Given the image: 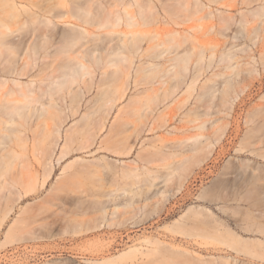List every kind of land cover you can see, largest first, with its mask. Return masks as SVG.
<instances>
[{
	"label": "rangeland",
	"instance_id": "rangeland-1",
	"mask_svg": "<svg viewBox=\"0 0 264 264\" xmlns=\"http://www.w3.org/2000/svg\"><path fill=\"white\" fill-rule=\"evenodd\" d=\"M5 1L0 0V26L4 23L9 26L8 22H10L12 24L9 29L11 27L16 29L15 25L28 26L24 23L28 14L22 10L21 3L31 10L38 11L37 4L45 2V0H31L33 3L30 0H16L23 14V16L21 14L23 19L19 17L17 21L11 16L10 7L5 8ZM57 1L54 0L53 3ZM125 1L132 2L134 5L129 6L128 2L122 9L131 10L130 12L136 15L134 17L136 19L128 22L132 14L129 13L131 15L127 18L126 12H123L120 27L119 25L109 26L100 30L96 27L95 31L104 36L112 32L111 28L115 30L111 34L118 35L113 36L116 39H113L111 34L105 36L106 41L108 38L111 43H118L121 37L131 38L135 35L132 38L135 37L144 47L155 45L150 43L153 40H151V34L157 35V39L154 38L153 42L157 41L156 44L158 45L159 42L161 46L156 48L157 45H155L153 48L161 49L160 51L163 48L167 50L161 53L157 51L158 55L155 54L156 49L155 53L145 54L144 66L147 65L149 72L154 71L146 76H144L145 71H141L143 74L135 72L140 62L138 60L128 82H126V76L122 74L117 73L115 76L111 72L113 76L109 73L108 77L105 75L101 77L97 71L94 80H91L90 75H86L78 79L71 87L55 90L53 88L56 85L53 84L54 87L48 82L47 75L50 70L47 68L48 72L46 71V66L41 63L42 60L36 59L38 56H35V59L34 56L31 57V63L30 57L28 58L34 70L23 69L28 65L25 57L16 63L17 69H15V62L11 61V63L10 59L7 60L9 52L0 46L3 55H0V78L4 82L9 80L7 87L0 79V83L3 82L6 87H1V92L9 91L8 88H15L14 91H17L18 85L20 89L21 86L23 88L28 85L35 92L32 95L36 96L40 93L41 88L38 85L41 83V87L45 86L46 89L50 87L51 91L55 90L53 93L49 91L50 88L49 92L43 90L48 94L44 92L42 98L38 96V101L37 97L36 101L33 100V96V103L30 102L32 104L29 105L31 110L28 105L21 102L27 97L24 98L23 93L18 95L20 89L15 92L16 95L14 94L16 97L19 96V99L22 98L21 101L16 98L19 103H15V99V102L10 103L13 97L10 98L11 91L9 94L5 93L10 99V101L8 99L9 102L6 100L7 102L3 103V100L7 98L2 99L0 96L2 100L0 106L9 104L3 105L6 107L3 110H7L8 107L11 109L14 103L23 105L22 108L13 106L22 110L17 109L19 114L13 109L12 114L15 119L11 118L12 115L11 113L9 115L8 110L4 112L8 113L3 115H7L6 118L10 117L7 118L9 122L0 112L2 117L0 124L6 119L0 125V136L6 137V134L8 136L4 138L6 142L3 137H0L1 141L3 140L0 143L2 145H0V153H3V155L0 154L2 159L0 161L4 160L0 162V170H2L0 171V264H167L168 262L170 264H227V262L229 264H264V246L260 245L264 243V230L261 233L264 229V216H262L264 215V12L262 8L259 10L264 6V0H255L249 4L241 1L242 5L238 4L237 8L231 6L232 9L229 8V1L228 4H224L223 0L216 2L200 0L204 1L203 4L206 7L209 6L206 9L203 7V10L197 9L203 5L201 2L198 3L197 8H194L198 5L194 2L197 0H190L191 3L185 2L187 5L189 3V7L184 3L188 8L182 5L183 0H178L182 2L180 4L182 7L176 0H172L175 1L174 6L178 4L175 8L170 0L166 2L162 0L166 5L169 3L168 8L171 13L174 10L175 15L174 13L169 15L170 10L161 0L160 2L151 0L153 2L150 3L152 5L148 4L149 7L144 4L146 0L142 1L143 5L150 10L153 7L156 9L153 8V11L149 12L147 7L146 9L144 7L140 9V11L143 10L141 15L134 0ZM149 1L147 0V3ZM4 9L7 10L5 12L9 13L11 19L3 12ZM226 10L236 15L234 17L236 21L233 22L236 25L234 27L231 24L232 30L226 28L227 32H224L220 29L223 26L216 18L224 17L223 13ZM257 11L263 15L258 14ZM152 12L155 14L153 15ZM144 13H148L149 21L145 20V15L142 17ZM154 16L158 19L155 20ZM16 21L17 24H15ZM57 23L59 29H68L63 21L57 19ZM6 25H4V31L9 30ZM106 30L108 31L105 32ZM135 32L141 35L137 33L139 35L137 36ZM155 35L153 37H156ZM189 35H192L190 36L192 38L188 37L189 42L186 40L188 43L185 42L183 45L184 39ZM15 36H13L15 39L19 38L18 34ZM170 36H174L172 39L175 40L171 41ZM176 39L178 42L182 41V45L179 44L181 47L176 45ZM192 39L199 44L195 46ZM162 41L166 45L163 44V46ZM192 44L196 49L198 48L197 54H204L202 60L201 56L198 59L199 62H196L198 55H193V51H190ZM167 46L169 47L166 48ZM184 48L189 50V53L192 52L188 55L189 62L187 61L190 69L186 71L185 79L181 74L186 72H181L182 78L179 82V78H175L177 72L174 73L178 68V65H176L177 68L175 67L177 60L173 61L174 64L172 61L170 63V60L181 50L182 53H179L183 54ZM200 48L202 50L199 51ZM162 53H164L163 57L160 55ZM156 55L161 59L156 58ZM33 59L38 61L34 63ZM149 61L153 62L152 65L155 62L158 65L159 62H163L161 68L166 64L163 68L165 70L159 69L160 65L157 68L156 65L149 66ZM179 62V67H182L184 62L180 60ZM127 64L123 63L120 66L125 67ZM171 64L176 69L170 66ZM23 65L26 66L23 67ZM172 68L175 69L174 72L170 71L173 70ZM113 69L115 66L109 71ZM178 70L183 69L178 68ZM38 71L41 73L44 71L46 74L39 73L38 78H32ZM23 72H26L25 75L22 74ZM195 74L198 79L192 80ZM118 75L120 78L117 77ZM121 77L124 80L122 88ZM16 80L18 83L20 80L22 84H27H16ZM34 81L35 87L31 88V83ZM172 83H175L174 86L179 83L178 92L177 89L175 91L176 87L173 88ZM47 84L49 85L46 87ZM117 86L120 88L116 89ZM170 87L174 89V92L172 91V95L169 93V97L168 95L164 97L163 93L166 91L165 93L168 94ZM32 90L28 91L32 92ZM105 90L108 91L107 95ZM115 91L120 94H115ZM4 92L1 95H4ZM103 94L102 98L100 95ZM105 96H107L106 99H104ZM109 96H112L111 99L116 98L115 102H117L110 101ZM101 98L104 100L101 101ZM107 98L108 103H106ZM54 101L56 104L53 103ZM100 101L103 106L99 103ZM95 104H100L97 106H102V109L97 110L98 107ZM41 106L48 108L44 109L42 115ZM106 108L108 111L105 110ZM103 110L108 115H104ZM88 113L91 116L89 118ZM10 119L20 123L18 122L16 126ZM101 125L102 129H100ZM59 127L60 140L56 144V135L49 137L47 134L48 129L55 130ZM1 128L9 129V132L7 130H5L7 133L2 132ZM13 129L17 130L15 133L18 132V136L11 132L15 131ZM20 131L25 137H22ZM14 137L25 138L24 140L30 142L22 141L19 146L15 141L20 139L16 140ZM46 138L47 140L49 138V142L44 140ZM24 143L26 145L28 143L29 153H26L28 149ZM5 148L6 152L8 149L7 153L4 151ZM15 148L20 155L12 154ZM62 149L66 155L59 159ZM9 151L12 152L9 153ZM8 154L13 157L11 158ZM14 156H17L16 163L13 161ZM10 158L13 163L9 164ZM214 228L221 229V232L216 231L217 233L225 230L224 235L216 234ZM226 231L228 235H230L229 232H234V237H237L238 239H235L238 241L230 242V245L228 241H232L233 236L230 235L231 237L227 239ZM149 238H153L154 241L158 238L162 244L164 242L165 247L160 246L161 241L159 244L147 242ZM240 240L248 242L251 246L249 249L252 247L257 249H251L252 252H256V254L251 252L255 257L249 256L250 252H246L247 248L246 253L240 251L243 249ZM258 244L261 249L263 248V251L261 250L263 253H260L263 258L260 254V258L258 256L260 249ZM131 248H137V250L120 256L122 252ZM150 248H154L155 252L148 251ZM190 257L193 259L191 260Z\"/></svg>",
	"mask_w": 264,
	"mask_h": 264
},
{
	"label": "bare ground",
	"instance_id": "bare-ground-1",
	"mask_svg": "<svg viewBox=\"0 0 264 264\" xmlns=\"http://www.w3.org/2000/svg\"><path fill=\"white\" fill-rule=\"evenodd\" d=\"M54 1V0H53ZM53 1L51 2V0H45V2L43 1V3H39V4H37V7H38V11H36V10H31V8H28V7H26V6H24L25 4H23V3H21L22 5H21V7H22V10H25V12H26V14H28V17L25 19V22L24 23H27L28 24V26L27 27H25L24 26V24H22L23 22H21V24L22 25H20V26H18V25H15V27H16V29H12L13 27H11V29H9V27H10V24H12V23H10V22H8L9 24V26H7L5 23H4V25H6V28L7 29H9L8 31H4V29H5V26L3 27L2 25L0 26V28H2L1 29V31H0V46H3L4 48H5V50H7V52H9V54H8V59L7 60H9L10 62L12 61V62H15V65H14V63H13V65H14V67L16 66V63H19V61H22L21 59L23 58V57H25V58H27L26 59V63H28V65L26 66V65H23V67H25V68H23L24 70L25 69H27V71H31V70H34V67H32L31 65H30V63L32 62V59H31V57H33L34 56V59H35V56H38V57H36V59H40V60H42V65H44V66H46L45 68L47 69H49L50 71H49V74L47 75L48 76V78H49V84H51L52 86H54L53 84H55L56 85V87L55 88H53V89H55V90H57L56 88H61V89H64V88H66V87H71V86H73V84L78 80V79H80V78H84V77H86V75L88 76V75H90L91 76V80H94V76H95V74H96V72L98 73V74H101V77L102 76H109V73H110V75H112L113 73V75H115L116 76V74L117 73H119V75L120 74H122V75H124V76H126V82H128L130 79V77H131V75H132V70L134 69V68H136V67H134V66H136V63H137V61L139 60L140 62L137 64V68H136V70H135V72H137L138 74L139 73H141V71L142 72H144L145 71V75L144 76H146V75H148V73H153V72H149L148 70L149 69H147V65L146 66H144L145 65V62H144V56H145V54L148 52H154L155 51V49L156 48H159L161 45L159 44V42H158V45L156 44L157 43V41H155V42H153L155 39L154 38H156L157 39V35H155L156 37H153L154 35H153V33L151 34L152 35V37H151V42L150 43H155V45H157L156 46V48H153V47H155V45L153 44V45H151V46H147V47H144L143 46V44L141 43V42H139V41H137L136 39H135V37H134V39L132 38L133 36H135V35H133L131 38H123V37H121L120 38V41L118 42V43H111V40H108V38H107V41H106V39H105V36H108L109 34H111L112 32H114L115 30H112V28L109 30V32H111V33H108V35H104V36H102V34L101 33H96V31H95V28L97 27V29H102V28H105V27H109V26H117V25H119V27H120V23H121V21H122V18H123V16H124V14H123V12L125 13V15H126V17L128 18V15L130 16L131 14H132V16H130L131 17V19H128V22H131L133 19H136V18H134L136 15H133V13H131L130 11H129V9H126L125 7V9L123 10L122 9V7L125 5V4H127L128 2L127 1H125V0H58L57 2H54L53 3ZM131 1V0H130ZM135 1V3H137L136 5L138 6L137 7V9H139L138 10V12L140 13V15H141V11H143V10H141L140 11V9H144V7H145V9H146V7L147 6H145V5H148V4H150V3H152L153 1H149V3H147V0L145 1V5H143V2L142 1H144V0H134ZM167 1H169V0H167ZM178 3H179V5L182 3V5L184 6V8H186L187 6L189 7V3H191L190 2V0L188 1V0H183L182 2H179V1H181V0H176ZM199 1V2H198ZM202 1V0H201ZM200 0H197V1H194L195 3L197 2V4L198 3H200L201 2ZM211 2H216L217 0H210ZM226 1V2H225ZM223 0L222 2H224V4H228L229 2V8L230 9H232L231 8V6L232 7H236L238 4H240L241 3V1L244 3H252L253 1H255V0H249L250 2H248L247 0ZM229 1V2H228ZM238 1H239V3H238ZM257 1V0H256ZM4 2V1H3ZM29 2V1H28ZM30 2H31V0H30ZM35 2V1H34ZM158 2H160V0L158 1ZM161 2L162 3H164V1H162L161 0ZM165 2H166V0H165ZM170 2H172V6L175 8L177 5H175L174 6V2L175 1H172V0H170ZM176 2V3H177ZM185 2H189L188 3V5L185 3ZM193 2V3H194ZM204 2V1H203ZM203 2H201L202 4H203ZM31 3H33V1L31 2ZM175 3V4H176ZM187 5H185V4ZM244 3V4H245ZM129 6H133L134 4L132 3V2H129ZM133 4V5H132ZM169 4V3H168ZM166 5L165 3H164V5H166L167 6V8L169 7V5ZM196 4V5H197ZM208 3H206V5H207ZM223 4V3H222ZM223 4V5H224ZM150 5H152V4H150ZM150 5H148V7L150 6ZM162 6H163V4H161ZM196 5H194V6H196ZM240 5H242V4H240ZM7 6V7H6ZM128 6V5H127ZM181 6V5H180ZM186 6V7H185ZM191 6H192V4H191ZM190 6V7H191ZM199 6V4L196 6V7H194V8H197ZM225 7H226V5H224ZM10 7V13H11V16L14 18V19H16L17 21H18V18L19 17H21V19H23V14L21 13V11H20V6H19V4H18V2L16 1V0H6L5 1V8H9ZM140 7V8H139ZM147 7V11H149V12H151V10L153 11V8L150 10L149 8ZM155 7H157V6H155ZM171 7V6H170ZM182 7V6H181ZM187 7V8H188ZM202 7V8H201ZM199 6L197 9H204L203 7H205V9L206 8H208L209 6H205V4H203L202 6ZM238 7H239V5H238ZM36 8V7H35ZM129 8V7H128ZM134 8V7H133ZM237 8V7H236ZM261 8H262V10H263V12H264V6H262V7H260L259 8V10H261ZM29 9H30V11H29ZM149 9V10H148ZM156 8H154V10H155ZM158 9V8H157ZM169 9V8H168ZM172 9V8H171ZM177 9H179V8H177ZM181 9V8H180ZM179 9V10H180ZM183 9V8H182ZM197 9H195V10H197ZM159 10V9H158ZM164 10V9H163ZM170 10V9H169ZM173 10V9H172ZM176 10V9H175ZM211 10V9H210ZM209 10V11H210ZM5 11H7L6 9H4L3 10V12H5ZM28 11V12H27ZM129 11V12H128ZM164 11H166V10H164ZM212 11V10H211ZM24 12V13H25ZM148 12V13H149ZM173 13H174V10L172 11ZM178 12V11H177ZM198 12V11H197ZM214 12V11H213ZM221 12H224V11H221ZM221 12H220V14H221ZM6 13V12H5ZM129 13H131V14H129ZM148 13H144L143 15H142V17L145 15L146 16V19L145 20H150V19H148V17H147V15H148ZM153 13V12H152ZM151 13V14H152ZM173 13H171V10H170V13H169V15L170 14H173ZM229 13V14H228ZM257 13L258 14H261V15H263L262 13H260V11H257ZM7 14V13H6ZM9 14V13H8ZM7 14V15H8ZM21 14H22V16H21ZM151 14H149L150 16H151ZM155 13H153V15H154ZM160 14V13H159ZM212 14V16H215V15H213V13H211ZM225 16L223 17H221L220 19H219V17L218 18H216L220 23H221V25L225 28V29H222L223 27L219 24V26L220 27H222V28H220L221 30H224V32L229 28H231L230 30H232V27L234 26V25H236V24H234L235 22L234 21H236V18H234V17H236V15L233 13V12H231V11H225L224 13H223ZM222 14V15H223ZM234 14V15H233ZM7 15H5V16H7ZM157 15H158V13H157ZM173 15H175V13L173 14ZM191 15V14H190ZM10 15H8V18L9 19H11V17H9ZM129 17V18H130ZM152 17V16H151ZM155 17L156 16H154V19H155ZM170 17V16H169ZM174 17V16H173ZM203 17V16H202ZM201 17V18H202ZM207 17H211V16H208L207 15ZM217 17V16H216ZM1 18H2V16H1ZM125 18V17H124ZM163 18V17H162ZM204 18V17H203ZM206 18V17H205ZM213 20L215 19V18H213V17H211ZM57 19H59V20H61V21H63L67 26H68V29H65V27H64V29L65 30H63L62 28V30L61 29H59V27H58V23H57ZM152 19V18H151ZM158 18H156L155 20H157ZM160 19V18H159ZM211 19V20H212ZM3 20V19H2ZM130 20V21H129ZM153 20V19H152ZM210 20V19H209ZM212 20V21H213ZM4 21V20H3ZM17 21H16V23L15 24H17ZM147 21V22H148ZM160 21V20H159ZM232 21V22H231ZM6 23H7V21H5ZM20 22V21H19ZM151 22V21H150ZM157 22V21H156ZM231 22V23H230ZM234 22V23H233ZM168 23V22H167ZM19 24V23H18ZM26 24V25H27ZM65 24H63V25H65ZM216 24V23H215ZM233 26H232V25ZM65 25V26H66ZM66 26V27H67ZM193 27H194V25H192ZM192 26H191V28H192ZM235 27V26H234ZM227 28V29H226ZM115 29V28H114ZM116 30H117V27H116ZM108 30H106L105 32H107ZM122 31V30H121ZM170 31V30H169ZM123 32H125V31H123ZM148 32V31H147ZM150 32H152V31H150ZM227 32V31H226ZM116 33V32H115ZM114 33V34H115ZM127 33V32H126ZM136 33V32H135ZM134 33V34H135ZM138 33V32H137ZM136 33V34H137ZM144 33V32H143ZM14 34V35H13ZM16 34H18L19 35V38L17 39H15V35ZM118 34V33H117ZM128 34V33H127ZM126 34V35H127ZM139 34V33H138ZM137 34V36H139V35H141V34H139L138 35ZM146 36L149 34V32H148V34H146V32L144 33ZM225 34V33H224ZM112 35V34H111ZM130 35H132V34H130ZM129 35V36H130ZM145 35H143V36H145ZM150 35V36H151ZM13 36H15V37H13ZM113 36H115V35H112V38H113ZM118 35H116L115 37H117ZM120 36H121V34H120ZM123 36H125V35H123ZM142 36V37H143ZM149 36V35H148ZM190 36H192V35H189V36H187L184 40V43H183V45H185V42H187L190 38H192V37H190ZM226 37H227V35H225ZM114 37V38H115ZM126 37H128V36H126ZM171 37V36H170ZM169 37V38H170ZM174 37V36H173ZM173 37H171V39L173 38ZM188 37H190L189 39H187ZM29 38H31L30 40H28ZM104 38V39H103ZM111 37H109V39H110ZM113 38V39H114ZM160 38V37H159ZM158 38V39H159ZM168 38V37H167ZM168 38V39H169ZM176 38V37H175ZM193 38H194V36H193ZM195 40H197L198 38L195 36ZM231 38V37H230ZM34 41H33V40ZM116 39V38H115ZM142 39V38H141ZM140 39V40H141ZM145 39H147L146 37H145ZM149 39H150V37H149ZM161 39V38H160ZM163 39V38H162ZM39 40V41H38ZM119 40V39H118ZM175 39H172L171 41H174ZM177 41V43L176 42H174V43H176V45L177 46H179V44H181L182 45V41H180V42H178V39H176ZM179 40H181V38L179 39ZM187 40V41H186ZM193 41H192V43L196 46V44H199L197 41H194V39H192ZM116 41V40H115ZM145 41V40H144ZM144 41H143V43H144ZM170 41V42H171ZM114 42V41H113ZM163 43H161L162 45L165 43L164 41H162ZM169 42V43H170ZM189 42V41H188ZM187 42V43H188ZM149 44V43H148ZM168 44V43H167ZM192 44V49H190V47H188V49H190V51H193V55H198L197 57L198 58H196L197 59V61L196 62H199V60L198 59H200V56H201V60H202V56H203V58H204V54L203 55H201V54H197V52H198V48L196 49V47H194V45ZM160 45V46H159ZM164 45H166V44H164ZM163 45V46H164ZM170 45V44H169ZM173 45V44H172ZM181 45L179 46V47H181ZM175 46V45H174ZM198 47H200L199 45H197ZM169 46H167L166 48H168ZM193 47L195 48V49H193ZM174 48V47H173ZM26 49V50H25ZM152 49H154V50H152ZM170 49V48H169ZM168 49V50H169ZM177 49H179V48H177ZM176 49V50H177ZM185 49V48H184ZM1 50H2V48H1ZM152 50V51H151ZM161 50V49H160ZM159 49L157 50L156 49V53L155 54H157L158 52L157 51H160ZM167 50V49H166ZM166 50H164V48H163V52H165ZM185 50H187V49H185ZM184 50V52H183V54H180V53H182L181 51H179V52H177V53H175L176 55H175V57L173 58V59H175V60H173V59H171L170 60V63H171V61L173 62H175L176 60L179 62V60L181 61V62H184L183 63V66L181 67H179V64H178V62L176 61L175 63V67L177 68V66L176 65H178V68L179 69H183L182 71L181 70H178V68L176 69L175 67H174V65L172 66V64L170 65V66H172L173 68H175V69H173V70H170V71H172V72H174V70H175V74H176V72H177V75H175L174 73H172V75L174 74L175 75V78L176 77H178L177 79L179 80V82H180V78H182L183 77V79H185V77H184V75H186L187 76V70H188V68H189V60L190 59H188V55H190V53H192V52H190L189 53V50H187V51H185ZM200 50H202L201 48L199 49V51ZM162 51H160L159 53H161ZM173 51V50H172ZM194 51H195V53H194ZM2 52L4 53V51L2 50ZM168 52V51H167ZM153 53V54H154ZM158 53V54H159ZM204 53V52H203ZM5 54V53H4ZM157 54V55H158ZM164 53H162V54H160L162 57L164 56L163 55ZM170 54H172V53H170ZM180 54V55H179ZM0 55H2L1 54V51H0ZM147 55V54H146ZM155 56L156 58H159V56ZM166 55V54H165ZM3 56V55H2ZM150 56V55H149ZM30 57V59H31V61H29L28 60V58ZM190 57V56H189ZM213 57V56H212ZM155 58V59H156ZM191 58V57H190ZM33 59V60H34ZM151 59H153V58H151ZM159 59H161V57L159 58ZM192 59V58H191ZM154 60V59H153ZM166 60H168V59H166ZM2 61V60H1ZM30 63H29V62ZM35 61L37 62L38 60H34V63H35ZM145 61H147V60H145ZM188 61V62H187ZM11 62V63H12ZM174 62H173V64H174ZM4 63V62H3ZM123 63H124V65L125 64H127L125 67H121L120 65H123ZM151 63H153V62H151V61H149L148 62V64H149V66H155L156 65V68L158 67L159 69H161V70H165V69H163L164 67H165V65L164 66H162V68H161V65H163V62L161 63V62H159L160 64L158 65V64H155V63H157V62H155L154 63V65H152ZM169 63V64H170ZM180 63V62H179ZM20 64H21V62H20ZM20 64H19V66H20ZM135 64V65H134ZM168 64V63H167ZM5 65V64H4ZM3 65V66H4ZM12 65V66H13ZM37 65V64H36ZM96 65V66H95ZM181 65H182V63H181ZM200 65V64H199ZM202 65V64H201ZM9 66V65H8ZM11 66V65H10ZM11 66V67H12ZM111 66H112V68L115 66V69H113L112 71H109V69H112L111 68ZM6 67H7V63H6ZM11 67H9L10 69L9 70H11ZM30 67H32V68H30ZM37 67V66H36ZM110 67V68H109ZM195 67H196V65H195ZM194 67V68H195ZM200 67V66H199ZM43 68V67H42ZM109 68V69H108ZM167 68H169V69H171L170 67H167ZM201 68V67H200ZM13 69V68H12ZM15 69H17L16 67H15ZM14 69V71H15V73H16V70ZM31 69V70H30ZM48 69L46 70L47 72H48ZM159 69H157V71L159 70ZM190 69V68H189ZM24 70H22V71H24ZM8 71V70H7ZM21 71V70H20ZM19 71V72H20ZM21 71V72H22ZM45 71V70H44ZM44 71H42V73L43 74H46ZM150 71H152V69H150ZM167 71H169L168 69H167ZM169 71V72H170ZM183 71H185L186 73L185 74H181V72H183ZM4 72H6V70H4ZM11 72V71H10ZM13 72V71H12ZM111 72H112V74H111ZM156 72V71H155ZM164 72H166V71H164ZM168 72V73H169ZM194 72V71H193ZM9 73V72H8ZM7 73V74H8ZM14 73V74H15ZM25 73L26 72H23L22 74H24L25 75ZM29 73V72H28ZM27 73V74H28ZM42 74L41 73V71H38L35 75L36 76H34V77H32V78H38V74ZM170 73V74H171ZM179 73V74H178ZM184 73V72H183ZM200 73H201V70H200ZM199 73V74H200ZM26 74V75H27ZM39 74V75H40ZM106 74H108V75H106ZM141 74H143V73H141ZM156 74H157V72H156ZM156 74H152V75H156ZM158 74H160V73H158ZM183 75L182 77H181V75ZM189 74V73H188ZM21 75V74H20ZM112 75V76H113ZM119 75L117 76V77H119ZM151 75V76H152ZM164 75H167V74H164ZM179 75H180V77H179ZM23 76V75H22ZM46 76V77H47ZM89 76V77H90ZM97 76V75H96ZM95 76V77H96ZM124 76H122L123 78H124ZM168 76V75H167ZM40 77V76H39ZM121 77V78H122ZM174 77V76H173ZM45 78V77H44ZM48 78H46V80H48ZM106 78V77H105ZM104 78V79H105ZM116 78V77H115ZM120 78V77H119ZM123 78L122 79H120V80H123ZM128 78V79H127ZM136 78V77H135ZM137 78H139V76L137 77ZM148 78V77H147ZM151 78V77H150ZM152 78H153V76H152ZM151 78V79H152ZM154 78H156V77H154ZM186 78H188V77H186ZM194 78L195 79H198V77H196V74L194 75V77H192L191 79L192 80H194ZM2 81H3V79L2 78H0ZM101 79V78H100ZM0 80V81H1ZM13 80V79H12ZM43 80V79H42ZM45 80V81H46ZM111 80H113V79H111ZM116 80V79H115ZM128 80V81H127ZM170 80H172V79H170ZM6 82H4V84H6V86L8 85L7 83L9 82V80H5ZM8 81V82H7ZM17 81V80H16ZM27 81V80H26ZM41 81V80H40ZM101 81V80H100ZM102 81H104V80H102ZM168 81V80H167ZM181 81H183V80H181ZM3 82H1L0 83V92H1V87H4V88H6L5 87V85L3 84ZM19 82L20 83H18V81H17V83L16 84H22L23 82H21L20 80H19ZM39 82V81H38ZM47 82V81H46ZM122 82V84H121V88H122V85H123V82H124V80L123 81H121ZM196 82V81H195ZM31 83V82H30ZM87 84H88V82H86ZM101 83V82H100ZM103 83V82H102ZM116 83V82H115ZM151 83V82H150ZM164 83V82H163ZM192 83H193V81H192ZM27 84V83H26ZM26 84H22V85H26ZM35 84H36V82L34 81V82H32L31 83V88L32 87H35ZM39 84V83H38ZM43 84H45V82H44V80H43ZM49 84H47L46 85V87L49 85ZM117 84V83H116ZM173 84V83H172ZM1 85H4V86H1ZM30 85V84H29ZM32 85H34V86H32ZM41 86H42V83L40 84ZM40 85H38L41 89L42 88H45V86H43V87H41ZM50 85V86H51ZM115 85V84H114ZM127 85V84H126ZM175 85V83L173 84V88L174 87H176L175 88V91H176V89H177V92L179 91L178 90V88H177V86H179V83H176V85L177 86H174ZM184 85V84H183ZM183 85H181L182 87H183ZM190 86H191V84H189ZM14 86V85H13ZM17 86V85H16ZM107 86V85H106ZM116 86V85H115ZM155 86V85H154ZM171 87H172V85H170ZM189 86V87H190ZM8 87V86H7ZM9 87H10V85H9ZM15 87V86H14ZM28 89H27V88ZM38 87V90L40 89ZM163 87V86H162ZM161 87V88H162ZM170 87V88H171ZM23 88H24V90H23ZM22 88V86H21V89H20V85H18V89H20V92L18 91V89H16L17 91H18V95H19V93H23V95H25V96H23V95H21V96H23L24 98L25 97H27V98H25V100L23 101H21L20 99H22L21 97H20V99L18 98V97H16L15 95V92H17V91H14L15 90V88H8L7 90H9V91H11L12 93H13V91H14V93L12 94L11 93V95H10V98L13 96V97H15V98H13L12 97V100L10 101V99L8 98V97H6L7 95V93L9 94L10 92L9 91H2V92H4V95H1V93H0V96H2V99L3 98H7V99H5V100H3V103L7 100L8 101V99H9V101H10V103L12 102V101H14V99H15V101H16V98H18L17 100H20L22 103H24V105H28V107H30L29 105L30 104H32L33 102H32V97L34 96V95H32V93L34 94L35 92H33V88L32 89H30L29 87H28V85H26L25 87H23ZM50 88V87H49ZM49 88L47 87V89L45 88V89H40V93L43 91V90H46L47 92H49V91H51V88H50V90H49ZM119 89L120 88V86L118 87H116V89ZM159 88V87H158ZM169 88V89H170ZM191 88V87H190ZM11 89V90H10ZM25 89H27V91L28 90H32V92H30V91H28V92H30V94L25 90ZM52 89V91H51V93H53L55 90H53ZM126 89H127V87H126ZM125 89V90H126ZM155 89V88H154ZM172 89V88H171ZM170 89V92H169V90H168V94H166L165 92L163 93V95H164V97L166 96L167 97V95H168V97H169V93H170V95H172L171 93H172V91L174 92V89H172L171 90ZM180 89V88H179ZM3 90V89H2ZM35 90H36V88H35ZM37 90V91H38ZM49 90V91H48ZM104 90V89H103ZM123 90V89H122ZM161 90V89H160ZM163 90V89H162ZM166 90V89H165ZM22 91H25V92H22ZM46 91H43L42 93H41V95H39V94H37L36 96H34L33 97V100L35 99V101H36V97H37V101L39 100L38 98V96H40L41 98L43 97L42 96V94L45 92V94H48V93H46ZM101 91H102V89H101ZM118 91V90H117ZM120 91V90H119ZM118 91V92H119ZM104 92V91H103ZM108 92V91H107ZM106 90H105V95H107L106 93ZM116 92V91H115ZM118 92H116L115 94H117ZM176 92V93H177ZM6 93V94H5ZM27 93H28V95H27ZM72 93H73V91H72ZM76 93V92H75ZM124 92H122V94H123ZM175 93V94H176ZM15 94V95H14ZM44 94V95H45ZM118 94H120V93H118ZM161 94V93H160ZM30 95V96H29ZM77 95V94H76ZM159 95V94H158ZM5 96V97H4ZM9 96V95H8ZM49 97H50V94L48 95ZM51 96H52V98H53V94H51ZM101 97L103 96L104 97V94L103 95H100ZM123 96H125L124 94H123ZM174 96V95H173ZM102 97V98H103ZM106 97L107 96H105V98L104 99H106ZM110 97V96H109ZM108 97V98H109ZM115 97H116V95H115ZM120 97V96H119ZM118 97V98H119ZM140 97V96H139ZM155 97V96H154ZM158 97H160V96H158ZM157 97V98H158ZM51 98V97H50ZM72 99H73V97H71ZM101 98V101H103L104 99H102ZM107 98V102H106V100L104 101V102H106V103H108L109 102V99H110V101H112L113 103H116L115 102V100H116V98L114 99V97H113V99H111L112 98V96L108 99ZM118 98H117V100H118ZM153 98V97H152ZM172 98V97H171ZM28 99V100H27ZM99 99V98H98ZM31 100V101H30ZM41 100V99H40ZM165 100V99H164ZM0 101H2L1 99H0ZM6 101V102H7ZM8 101V102H9ZM14 101V102H15ZM42 101V100H41ZM101 101L99 102L100 104H101ZM13 102V103H14ZM28 103V104H26V103ZM30 102H32V103H30ZM97 102V101H96ZM15 103H19V101H16ZM15 103H14V105H15ZM53 103H55V101L53 102ZM95 103V102H94ZM98 103V102H97ZM165 103V102H164ZM6 104V103H5ZM5 104H3V105H5ZM12 104V103H11ZM10 104V105H11ZM43 104V103H42ZM56 104V103H55ZM100 104H95L96 106L97 105H100ZM138 104V103H137ZM2 104H1V108L0 109H2V111L0 110V112L2 113V115L3 114H8L9 113V115H10V113H11V118H14L15 119V117H13L14 115L12 114V112L14 113V110L13 109H15V112L17 111V109H18V107H20L21 105H15V106H18V107H14L13 108V106L14 105H12L11 106V109H9V107L7 108V110H8V113L6 112V113H4L5 111H7V110H3L4 108L6 109V107H4ZM9 104L7 103L5 106H8ZM102 105V104H101ZM107 105V104H106ZM110 105H112V104H110ZM139 105V104H138ZM3 106V107H2ZM23 106V105H22ZM22 106L20 107V108H22ZM45 106V105H44ZM95 106V107H96ZM103 106V105H102ZM101 106V107H102ZM25 107V106H24ZM35 107V106H34ZM98 107V109L97 110H99L101 107L100 106H97ZM104 107H106V106H104ZM113 106H111V108H112ZM41 108H43V112L41 113V115L42 114H44V109H48V108H46V107H43V106H41ZM94 108V107H93ZM111 108L110 107H108V109H110L111 110ZM137 108H138V106H137ZM102 109V108H101ZM9 110H10V112H9ZM18 110H21V109H18ZM29 110H31V107H30V109ZM97 110H95V112L97 111ZM105 110H107V108L105 109ZM105 110H103V114L104 115H108V113H104V111ZM22 111V110H21ZM42 111V110H41ZM40 111V112H41ZM102 111V110H101ZM101 111H100V113H101ZM108 111V110H107ZM18 113H19V111H17ZM0 113V114H1ZM29 113V112H28ZM109 113H110V111H109ZM20 114V113H19ZM102 114V113H101ZM102 114V115H103ZM101 115V116H102ZM4 116V115H3ZM7 116V115H6ZM6 116H4L5 118H6ZM18 116V115H17ZM24 116V115H23ZM38 116H40V114H38ZM38 116H36V117H38ZM89 113H88V118H89ZM1 117V116H0ZM19 117H20V115H19ZM87 117V116H86ZM91 117V116H90ZM99 117V116H98ZM7 118H10L9 116L7 117ZM6 118V119H7ZM25 118V117H24ZM23 118V119H24ZM40 118H41V116H40ZM39 118V119H40ZM1 119H2V117L0 118V122H1ZM6 119L4 120V121H6ZM92 119H94V118H92ZM98 119V118H97ZM106 120L108 119L107 117L105 118ZM2 120V121H3ZM9 119H7V122H9L8 121ZM11 120H13V119H10V121ZM21 120V119H20ZM25 120V119H24ZM27 120V119H26ZM96 120V119H95ZM100 120V119H99ZM99 120H96V121H99ZM101 120H103V116H102V119ZM3 121V122H4ZM15 120H13V122L12 123H14V124H16V126L18 125L17 123L19 122V121H17V123H15L14 122ZM39 121V120H38ZM92 121V120H91ZM3 122L1 123V124H3ZM7 122H5V123H7ZM33 122V121H32ZM95 122V121H94ZM94 122H93V124H94ZM20 123V122H19ZM99 123V122H98ZM101 123V122H100ZM0 124V125H1ZM35 124V123H34ZM6 125V124H5ZM103 125H105L104 124V122H103ZM23 126V125H22ZM38 126H39V124H38ZM97 126H99V125H97ZM1 127V126H0ZM32 127V126H31ZM30 127V128H31ZM93 127V126H92ZM36 128H38V127H36ZM94 128V127H93ZM1 129H3V128H1ZM100 129H102V125H101V128ZM4 130V129H3ZM2 130V132H5V130H7V129H5L4 131ZM9 130V129H8ZM7 130V131H8ZM13 130H15V129H13ZM19 130H21V129H19ZM28 130V129H27ZM32 130V132H34L33 130H34V128H32L31 129ZM17 130H15V131H11V132H13L14 134H16L15 132H16ZM39 131H40V129H39ZM49 131V132H48ZM48 134H47V136H53V135H56V144H58V142H59V140H60V136H59V134H60V127L57 129H55L54 130V128H53V130H50V129H48ZM74 131V130H73ZM9 132V131H8ZM31 132V133H32ZM38 132V131H37ZM90 132H93V131H90ZM5 133H7V132H5ZM13 133H11V134H13ZM21 135H22V132L20 131L19 132ZM94 133H95V131H94ZM35 134V133H34ZM38 134V133H37ZM37 134L35 135V136H37ZM93 134V133H92ZM96 134V133H95ZM100 134V133H99ZM3 135V134H2ZM9 135H10V133H9ZM24 135H28V134H24ZM6 137H8L7 136V134L5 135ZM13 136V135H12ZM15 136V135H14ZM16 136H18V132H17V134H16ZM29 136V135H28ZM27 136V137H28ZM91 136V135H90ZM98 136V135H97ZM1 137V136H0ZM3 137V136H2ZM1 137V138H2ZM6 137H3V140L6 142ZM22 137H25V136H23L22 135ZM26 137V138H27ZM32 137H33V134H32ZM1 138H0V143L3 141H1ZM5 138V139H4ZM9 138H11V136L9 137ZM16 140H17V138L18 139H20V140H17V141H15L14 139V141L16 142V144L17 145H19L20 146V144L19 143H21L22 141H24V142H30V141H28V140H24V139H22V138H19V137H14ZM44 138H45V136H44ZM92 138V137H91ZM28 139V138H27ZM33 139V138H32ZM34 139H35V137H34ZM38 139H40V137L38 138ZM93 139H95V138H93ZM11 140H12V138H11ZM29 140H30V138H29ZM37 140V139H36ZM44 140H47V138L46 139H44ZM48 140H49V138H48ZM47 140V141H48ZM10 141V140H9ZM14 141L12 142L13 144H14ZM18 141H20V142H18ZM43 141V140H42ZM49 142V141H48ZM51 142V141H50ZM69 142V141H68ZM83 142H85V140H83ZM95 142V141H94ZM4 143V142H3ZM11 143V144H12ZM28 143H27V145H26V143H24V145H26L27 146V148L26 149H28L27 151H26V153L29 151V148H28ZM34 143V142H33ZM47 143V142H46ZM52 143V142H51ZM50 143V144H51ZM86 143V142H85ZM89 143V142H88ZM15 144V145H16ZM47 144H49V143H47ZM1 145V144H0ZM5 145H6V143H5ZM8 145H9V143H8ZM16 145V146H17ZM24 145H22V146H24ZM46 145V144H45ZM52 145V144H51ZM67 145V144H66ZM2 146V145H1ZM4 146V145H3ZM33 146V145H32ZM48 146H50V145H48ZM47 146V147H48ZM53 146V145H52ZM58 146V145H57ZM68 146V145H67ZM10 148H11V146H9ZM14 147V146H13ZM34 147V146H33ZM66 147V146H65ZM88 147H89V145H88ZM2 148V147H1ZM7 148H8V146H7ZM19 148V147H18ZM50 148V147H49ZM53 148V147H52ZM84 148V147H83ZM83 148H81V149H83ZM21 149V148H20ZM35 149V148H34ZM86 149V148H85ZM6 150V148L4 149V151ZM16 151V152H15ZM47 151V150H46ZM45 151V152H46ZM55 151V150H54ZM1 152V151H0ZM6 152V151H5ZM7 152H8V149H7ZM6 152V153H7ZM12 151H9V153H11ZM21 152V154H23L22 153V151H20ZM23 152H25V151H23ZM34 152V151H33ZM39 152V151H38ZM14 153V155H15V153L17 154V153H19V152H17V149L15 148L14 150H13V152H12V154ZM29 153V152H28ZM47 153V152H46ZM49 153V152H48ZM47 153V154H48ZM1 154V153H0ZM40 154V153H39ZM1 155H3V153L1 154ZM0 155V156H1ZM10 157H11V154H8ZM18 155H20V153L18 154ZM42 155V154H41ZM66 155V152L62 149V152H61V155H60V157H59V159H61V158H63L64 156ZM22 156H24V155H22ZM28 156H30L29 154H28ZM5 157V156H4ZM12 157H13V155H12ZM11 157V158H12ZM26 157V156H25ZM7 158V157H6ZM10 158V159H11ZM16 158H17V156L15 157L14 156V162L16 163ZM19 158H21L20 156H19ZM18 158V159H19ZM29 158V157H28ZM41 158V157H40ZM1 159V158H0ZM9 159V160H10ZM30 159V158H29ZM42 159V158H41ZM2 160V159H1ZM9 160H8V163L10 164V163H13L12 162V159L10 160V162H9ZM83 160V159H82ZM81 160V161H82ZM5 161H6V159H5ZM19 161H22V160H19ZM26 161V160H25ZM25 161H23V162H25ZM80 161V160H79ZM1 162V161H0ZM2 162H4V160L2 161ZM1 162V163H2ZM107 163H108V161H106ZM0 163V164H1ZM26 163V162H25ZM4 164H6V163H4ZM9 164H8V166H9ZM24 164V163H23ZM3 165V164H2ZM16 165V164H15ZM20 165V164H19ZM108 165V164H107ZM106 165V166H107ZM11 166H13L12 164H11ZM22 167H23V165H21ZM84 166V165H83ZM3 167L5 168V166L3 165ZM14 167V166H13ZM17 167V166H16ZM20 167V166H19ZM108 167V166H107ZM2 168V167H1ZM4 168H2V169H4ZM18 168V167H17ZM5 169H7V168H5ZM4 169V170H5ZM14 169V168H13ZM29 170V169H28ZM0 171H2V170H0ZM30 171V170H29ZM13 172H14V170H13ZM16 172V171H15ZM24 172V171H23ZM40 173V172H39ZM2 174H4L3 172H2ZM14 174V173H13ZM25 177V176H24ZM27 178V177H26ZM263 179V178H262ZM3 180V179H2ZM8 180V179H7ZM5 181H6V179H5ZM11 185V184H10ZM8 188V187H7ZM11 189V188H10ZM23 190V189H22ZM125 205H127V204H125ZM105 207V206H104ZM107 207V206H106ZM103 208V207H102ZM104 209V208H103ZM107 209V208H106ZM116 210V209H115ZM104 212V211H103ZM105 212H106V210H105ZM259 213V212H258ZM260 214H262V212L260 211ZM262 216H264V215H262ZM264 218V217H263ZM261 224V223H260ZM216 225H218V224H216ZM259 225V224H258ZM264 226V225H263ZM217 227V226H216ZM222 227V226H221ZM257 227V229H258V226H256ZM218 228V227H217ZM215 229V232L216 231H220V230H218V229ZM223 228H225L224 226H223ZM227 229H228V227H227ZM260 229V228H259ZM225 230H226V228H225ZM225 230H223L222 231V233H223V235H224V233H225ZM247 230V229H246ZM264 229H262L261 230V233H262V231H263ZM229 231H230V229H229ZM255 231V230H254ZM260 231V230H259ZM221 232V231H220ZM227 232V231H226ZM233 232V231H232ZM258 232V231H257ZM219 233V232H218ZM217 232H216V234H218ZM222 233H219V234H221L222 235ZM263 233H264V231H263ZM229 234L231 235V236H235V234H234V232L233 233H231V232H229ZM227 235H228V232H227ZM230 235H228L227 236V239H228V237L230 238L231 236ZM219 236V235H218ZM231 237L233 240L231 241H228V243L231 245V243L233 242V241H235L236 239L235 238H237V237ZM238 239V238H237ZM245 239V238H244ZM246 240V239H245ZM161 241V240H160ZM159 239L157 238L155 241H154V239L152 238H149V239H147V242H150L151 244L152 243H154V242H156V244H159ZM236 241H238V240H236ZM247 241V240H246ZM246 241H243V240H240L239 242H240V244L241 245H243V249H240V251L242 252V253H244L245 252V249L247 250L246 252H252L251 251V249L252 250H255L256 248L255 247H252L251 249H249L251 246L248 244V242H246ZM260 241H261V239H260ZM263 241V240H262ZM261 241V242H262ZM231 242V243H230ZM253 242V244H254V242H255V240L254 241H252ZM249 243H251V242H249ZM259 243V242H258ZM263 243V242H262ZM155 244V243H154ZM161 244H162V241H161ZM163 244H164V242H163ZM160 245V246H162V247H165L164 245ZM257 244V243H256ZM264 244V243H263ZM263 244H261L260 243V245H262V246H264ZM228 245V244H227ZM260 245L258 244V248L260 247ZM255 246V245H254ZM242 247V246H241ZM155 248H158V247H155ZM234 248V247H233ZM237 248V247H236ZM236 248H234V249H236ZM239 248V247H238ZM255 248V249H254ZM154 249V248H153ZM153 249H151L150 248V250H148V251H153ZM263 249V248H262ZM261 249V247H260V249H259V251H261L262 250ZM135 250H137V248H131V249H129L128 251H124V252H122L121 254H120V256H122V255H127V254H129V253H132L133 251H135ZM155 250V249H154ZM186 250V249H185ZM189 250V249H188ZM248 250H250V251H248ZM257 250V249H256ZM156 251H157V249H156ZM159 251H161V250H159ZM163 251V250H162ZM258 251V256H259V258H260V255H261V258H263L262 257V254H260V253H263L262 251L261 252H259ZM153 252H155V251H153ZM245 252V253H246ZM188 253V252H187ZM249 253V256L250 255H252V253H254V254H256V252H252L251 254ZM260 254V255H259ZM175 256V255H174ZM179 256V255H178ZM252 256H254L255 257V255H252ZM264 256V255H263ZM203 257V256H202ZM191 258V257H190ZM203 258H205V257H203ZM178 259V258H177ZM193 259V257L191 258V260ZM264 259V258H263ZM189 260V259H188ZM195 260V259H194ZM200 260V259H199ZM198 260V261H199ZM202 260V259H201ZM200 260V261H201ZM227 260V259H226ZM225 260V261H226ZM199 261V262H200ZM217 262V261H216ZM167 263V262H166ZM169 263V262H168ZM167 263V264H168ZM175 263V262H174ZM181 263V262H180ZM192 263V262H191ZM197 263V262H196ZM170 264V263H169ZM216 264V263H215ZM223 264H226V263H223ZM227 264H229L228 262H227Z\"/></svg>",
	"mask_w": 264,
	"mask_h": 264
}]
</instances>
